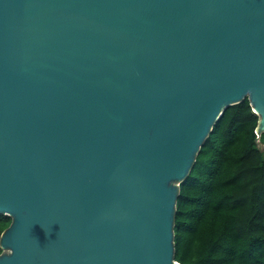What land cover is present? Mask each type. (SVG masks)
I'll return each instance as SVG.
<instances>
[{"label": "water", "instance_id": "water-1", "mask_svg": "<svg viewBox=\"0 0 264 264\" xmlns=\"http://www.w3.org/2000/svg\"><path fill=\"white\" fill-rule=\"evenodd\" d=\"M249 98L264 0H0V264H182L180 185Z\"/></svg>", "mask_w": 264, "mask_h": 264}, {"label": "trees", "instance_id": "trees-1", "mask_svg": "<svg viewBox=\"0 0 264 264\" xmlns=\"http://www.w3.org/2000/svg\"><path fill=\"white\" fill-rule=\"evenodd\" d=\"M258 123L248 97L227 108L181 183L174 241L182 264H264V132L258 138ZM11 222L0 214V238Z\"/></svg>", "mask_w": 264, "mask_h": 264}, {"label": "rangeland", "instance_id": "rangeland-1", "mask_svg": "<svg viewBox=\"0 0 264 264\" xmlns=\"http://www.w3.org/2000/svg\"><path fill=\"white\" fill-rule=\"evenodd\" d=\"M261 148H264V144H260Z\"/></svg>", "mask_w": 264, "mask_h": 264}]
</instances>
